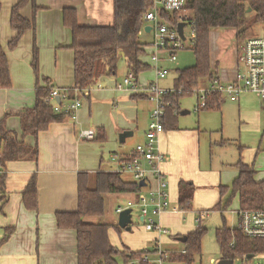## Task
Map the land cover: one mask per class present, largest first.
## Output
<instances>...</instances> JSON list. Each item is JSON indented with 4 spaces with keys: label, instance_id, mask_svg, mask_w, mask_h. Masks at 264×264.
Listing matches in <instances>:
<instances>
[{
    "label": "crops",
    "instance_id": "1",
    "mask_svg": "<svg viewBox=\"0 0 264 264\" xmlns=\"http://www.w3.org/2000/svg\"><path fill=\"white\" fill-rule=\"evenodd\" d=\"M17 2L18 0H0V46L6 53L11 79L9 88H0V123L21 136L19 113L34 106L36 86L43 84V78H47L53 89L59 92L74 85L72 30L64 23L63 10L74 9L76 21L81 26H110L114 20V0H35L38 9L34 17V30L26 31L18 45L9 49L8 43L16 34L10 26L11 8ZM21 13L27 19L33 16L29 6H25ZM146 26L149 24L145 21L139 36L144 32L150 34L152 39L149 43L139 39L145 50L140 60L148 64L145 56L149 48L150 62L156 69H161L158 67V61L152 60L153 36L151 27L146 31ZM248 37L252 36L244 34L241 41ZM33 45L37 48V71L32 66ZM236 57L235 55V63L231 67L217 70L220 82L230 81L235 77ZM121 60L125 62V59ZM125 68L126 72L131 73L127 66ZM115 75L103 76L91 87L76 91L75 95L81 99L76 119L64 117L61 121L51 122L45 130L38 132L36 137H24L27 145L37 146L35 161H7L1 167L5 177L0 190V264H77L76 232L71 228H58L55 214L77 210L80 174H87L90 184L95 172L113 170V156L131 157L135 155V146L146 140L147 115L153 101L146 95L142 97L144 100H140L142 98H136L133 95L135 93L111 92L113 90L108 85H111L113 80L116 81ZM176 77L172 80L170 89L174 88ZM105 79H111L104 84L106 88L94 87ZM151 83L144 84L147 86ZM145 98L151 105L142 107L139 101L147 100ZM180 99L181 97L178 99L177 108L172 112V118L167 119V127L158 139L159 150L164 156L160 164L161 173L171 198L167 211L160 215L159 220L165 228L168 226L178 233H184L179 234L182 237L189 233L190 228L183 230L172 217L191 215L195 223L200 224L202 213L208 214L206 207L212 205L216 209V204L224 202L229 196L230 192L220 198L219 187L231 186L238 176L235 165L239 161L254 169L255 181L264 180V159L261 160L259 156L264 154V150L260 149L261 142L249 144L243 140L250 132L263 131L264 106L262 108L258 105L255 99L259 97L256 94L246 91L242 92L236 101H223L221 97L218 107L201 109L196 115L192 114V117L188 118L186 116L189 114V108L179 103ZM252 100L255 106L249 105ZM183 111L186 112L183 114ZM233 113L236 114L244 132L242 138L240 134L233 137L225 131ZM91 127L95 128L96 132L101 128L105 139L100 141L96 140V137L93 140L79 137L81 129ZM213 130L218 133L211 138L209 132ZM124 131L128 134L121 141L119 135ZM231 141L233 149L229 150L230 155L222 154V148ZM207 146L214 147L219 153L215 161L208 159ZM230 165L235 167V171L229 169ZM144 166L147 167V164L144 163ZM32 177L35 178L37 187V208L34 210L27 209L22 202V192ZM121 178L135 182L128 173L121 174ZM182 182L193 188L189 210L179 207L178 188ZM151 186H156V182L149 176L137 194H105L103 215L86 216L84 220L117 225V219L109 218L108 210L116 214L115 207L123 203V198L127 201L134 194L147 192ZM237 200L239 203L238 196ZM199 216L200 223L197 220ZM10 227L13 232L2 241L5 229ZM150 234L152 235L142 244L145 245L149 241V246L156 242L161 244L160 238L166 235L157 231H150ZM127 248V251H131Z\"/></svg>",
    "mask_w": 264,
    "mask_h": 264
},
{
    "label": "trees",
    "instance_id": "2",
    "mask_svg": "<svg viewBox=\"0 0 264 264\" xmlns=\"http://www.w3.org/2000/svg\"><path fill=\"white\" fill-rule=\"evenodd\" d=\"M153 0H114V20L110 26H81L76 21L74 9L63 10V20L72 30L71 48L74 53V85L62 91L67 100H72L76 91L89 88L103 76L116 74L117 64L125 59L126 66L135 77L139 72L148 69L149 65L140 60L145 54L143 43L139 40V32L144 25V15L152 8ZM29 6L32 18L22 16V9ZM38 9L35 0H18L11 8L10 26L15 36L8 43L9 49H14L22 35L35 28V13ZM250 9V10H248ZM1 10V3H0ZM185 10L189 12L196 36L192 45L195 64L191 67L177 70V77L173 93L162 97L164 103V128L167 119L172 118V112L177 108L180 97L196 94L200 82L205 80L210 84L220 81L217 72V61L212 58L210 32L213 28L236 29L235 39L240 42L248 27L264 22V0H186ZM164 20L174 24L173 17L163 13ZM175 18V15H174ZM244 27L239 33L238 30ZM238 54V46L235 55ZM32 66L37 71V48L33 45ZM11 86L9 64L6 53L0 46V88ZM53 86L47 78L43 84L36 86V101L33 107L27 108L19 117L22 135L6 129L0 123V164L7 161L30 160L37 158V146L27 145L24 137H36L38 132L45 130L51 122L61 121L69 115L57 113L52 103L45 102V98L52 91ZM136 98L145 97L143 93H135ZM147 97V96H146ZM148 98V97H147ZM221 96L213 93L207 99L204 109L218 107ZM166 120V121H165ZM101 136L99 137V134ZM97 134V136H96ZM96 137V138H95ZM96 140H104L102 129L95 132ZM238 176L230 187L220 186V198L230 192L224 202H218L216 209L224 210L234 196L239 198V209L264 208V180L254 179V169L240 161L235 165ZM4 173L0 176V190L4 184ZM92 184V185H90ZM88 183V175L80 174L78 180V207L72 212H57L55 214L58 228H71L76 232L77 264H121L128 256H138L143 250L131 252L128 248L120 250L112 245L108 237L111 227L119 228L116 224L104 222H87L86 216L100 217L104 213V198L108 193H139L141 186L136 182L126 181L121 174L112 171H98L93 174V180ZM193 188L182 182L178 188V203L182 210L191 207ZM22 202L27 209L37 208V187L35 178L27 184L22 192ZM13 232V228H6L2 241ZM204 229L198 227L186 235V253L179 257L184 264H191L194 254L201 251V239ZM216 238L221 252V258L233 259L236 256L252 254L254 250L264 249V239L249 238L241 234L235 227L223 224L216 229Z\"/></svg>",
    "mask_w": 264,
    "mask_h": 264
},
{
    "label": "built area",
    "instance_id": "3",
    "mask_svg": "<svg viewBox=\"0 0 264 264\" xmlns=\"http://www.w3.org/2000/svg\"><path fill=\"white\" fill-rule=\"evenodd\" d=\"M186 0H153L152 8L144 15V20L151 27L153 36L152 46L154 53L152 60L158 61V53L168 51L169 60L176 59V51L185 47L189 42L193 45L196 32L192 25L189 12L185 10ZM163 13L173 17L174 24L166 22ZM175 15V18H174ZM184 22L190 27L189 36L184 38L178 33V23ZM235 77L226 82L215 81L210 89H198L196 92L197 106L195 109H204L207 105L208 97L219 94L221 97L236 101L242 92H252L264 102V37H248L238 45L236 57ZM167 73L165 69H156L157 78H162ZM117 90L130 93H143L155 103L154 109L150 112L149 122L145 131V142L135 146V155L127 158L112 157L114 168L112 172L120 174L128 173L136 183L145 181L149 176L153 177L156 186H151L147 192L135 195L127 200L124 205L119 204L115 207V213L119 215L124 209H131L133 217L134 209L138 210L139 223L145 230L157 231L160 234H168L169 230L162 226L159 217L167 211L169 194L166 189V182L163 179L160 164L164 160L163 154L158 147V139L164 131V103L162 97L168 93H174V88L163 89L156 82L147 86L138 83L132 73H128L121 82L116 84ZM58 97V101L56 100ZM45 102L52 103L53 110L57 113L69 115L71 119H76L77 112L81 106L80 99L75 96L68 101L66 93L52 89L44 99ZM94 129H81L79 137L82 139L93 140L95 137ZM147 164V167L144 166ZM2 175L0 164V176ZM205 215V212L202 213ZM237 225L235 228L242 235L249 238L264 239V208L258 209H238L236 211ZM200 219L198 220V223ZM234 228V227H231ZM138 256H128L121 264H171L183 263L179 260L181 255L186 253L185 249L180 253L169 252L161 248L160 242L152 244L150 247L142 249ZM133 251H127L128 255ZM232 264H234V260ZM247 261L242 257V261ZM184 264V263H183Z\"/></svg>",
    "mask_w": 264,
    "mask_h": 264
},
{
    "label": "rangeland",
    "instance_id": "4",
    "mask_svg": "<svg viewBox=\"0 0 264 264\" xmlns=\"http://www.w3.org/2000/svg\"><path fill=\"white\" fill-rule=\"evenodd\" d=\"M235 32L236 29L234 28H213L210 32V44H211V55L212 58L217 61V68L218 70L221 68L225 67H231L235 63V50L236 47L239 45L240 42L236 41L235 39ZM184 34L185 36H189L190 34V27L186 25L184 27ZM245 35H264V23L254 24L251 27H248L246 31L244 32ZM139 39L145 40L147 43H149L152 39L150 34H146L142 32V34L139 36ZM241 41V40H240ZM192 45L189 44V42L185 43V47L182 49H178L175 53L176 59L174 61L169 60V55L168 51L159 52L158 53V67L161 69H165L168 71V73L162 77L157 79L156 75V66L150 62V50L147 48L146 50V62L149 65V68L138 73V83L142 86H145L148 82H157L160 88L163 89H170L172 85V80H174V77H176L177 70H181L184 68L191 67L195 64V56L194 52L191 49ZM126 63L121 60L117 64V70H116V75L114 76L116 81L111 85H108L116 94H132L129 92L117 90L116 84L121 82L123 78L127 75L128 72H126ZM111 79H105L102 83L97 84L94 86L95 88H106L104 85L105 83H108ZM160 80V81H159ZM211 84L205 80H202L199 85V89H210ZM172 89V88H171ZM147 99V98H145ZM140 100H144L143 98ZM222 100L228 101L225 96H222ZM260 107L263 108L264 102L259 99H255ZM81 102V99H80ZM179 103H182L186 108H189V114H187L186 117L190 118L192 117V114L196 115L197 110L195 107L197 106V99H196V94L190 95V96H183L179 100ZM140 106H148V104L151 105L150 102H148V99L145 101H139ZM154 102L152 107L148 110V115H147V124L149 122V115L150 112L154 109ZM194 105V107H193ZM251 106H255L254 100L250 101ZM182 106V105H181ZM121 107V106H120ZM119 107V110H120ZM199 111V110H198ZM141 120V119H140ZM211 124V123H210ZM263 131L259 132H250L244 140V142L249 143V144H254V142L258 141L257 143H260V149L264 150V122H263ZM87 129H95V128H87ZM227 134H230V136L237 137L238 134L241 135V138L244 135V132L240 128V122L237 119V116L235 113L231 114L229 117L228 121V127L225 129ZM218 132L213 130L212 132H209V135L211 138H214L215 135ZM227 143L225 145L223 150L224 155L229 156L230 155V149H233V145ZM207 154H208V159L211 161H215L219 155L218 152H216L215 148L212 146H207ZM260 159H264V154H260ZM231 170L235 171V167L230 165L229 166ZM227 175V172L225 173ZM224 179V177H223ZM225 182V179L223 180ZM223 182V183H224ZM92 185V184H90ZM171 200V198H169ZM125 199L123 198L121 200L122 205L125 204ZM208 209L207 215H202L201 223L197 224L193 220L191 215H185L184 217H172V219L176 220L177 224L179 225L180 228L183 230L189 229V233L192 231H196L198 227L204 229L203 236L201 239V251L199 254H194L193 255V260L191 264H216L217 261L221 258V252L219 249V245L217 242L216 238V229L220 227L223 222L222 218L225 219V224L229 227H235L237 225V216H236V211L239 209V203L237 200V196H234L230 203L226 206V208L222 211L219 212L218 209H214L213 206L206 207ZM108 215L110 216L109 218L112 220L118 219V216L114 214V212L108 210ZM138 210L134 209L133 211V217H132V223H131V229L129 231L119 227V228H114L111 227L108 232V237L110 242L115 245L116 248L120 249L124 246L129 247L131 251H138L142 250L146 247H150V241L146 242L147 244H142L145 241H147L150 231L145 230L143 225L139 223L138 221ZM106 217V215H105ZM103 217V218H105ZM167 229L169 230V233L162 236L160 238L161 240V248L163 250H167L169 252H175V253H180L184 249H187V245L185 242L178 240V237H180L179 234L183 235L184 233H178L175 231L173 228L167 226ZM160 244V245H161ZM127 252V251H126ZM252 257L250 259L245 260L244 262L242 261V256H236L233 258L234 264H264V249L260 250H254L252 251ZM245 257V256H243ZM117 259L121 263V258L118 256ZM171 264H183V263H171Z\"/></svg>",
    "mask_w": 264,
    "mask_h": 264
},
{
    "label": "water",
    "instance_id": "5",
    "mask_svg": "<svg viewBox=\"0 0 264 264\" xmlns=\"http://www.w3.org/2000/svg\"><path fill=\"white\" fill-rule=\"evenodd\" d=\"M250 10V9H248ZM184 22H181V23H178L177 25V30H178V33L179 35L181 36V38H184V35H183V27H184ZM146 31L150 30V26H146L144 28ZM244 30V27H241L238 32L241 33L242 31ZM56 100L58 101V97H56ZM186 111H183V114L185 113ZM128 132L127 131H124L122 132L120 135H119V139L122 141L125 136H127ZM130 134V132H129ZM139 186H143L144 185V182L143 181H139L138 183ZM131 223H132V217H131V209L130 208H127V209H124L121 213H119L118 215V219H117V225L125 230H130V226H131ZM178 240L180 241H185L186 240V237L185 236H182V237H178ZM246 259H250L252 257V254H249V255H246L245 256ZM216 264H232V260L231 259H227V258H220Z\"/></svg>",
    "mask_w": 264,
    "mask_h": 264
}]
</instances>
